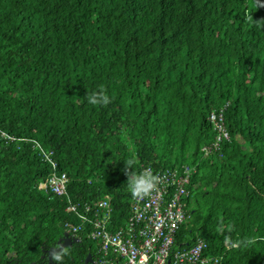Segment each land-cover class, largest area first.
Wrapping results in <instances>:
<instances>
[{"label":"trees","instance_id":"trees-1","mask_svg":"<svg viewBox=\"0 0 264 264\" xmlns=\"http://www.w3.org/2000/svg\"><path fill=\"white\" fill-rule=\"evenodd\" d=\"M100 87L107 107L87 103ZM221 108L230 138L206 154ZM132 158L196 167L178 243L264 264V0H0V264H53L68 198L109 195L123 222ZM53 172L67 195L39 188ZM80 235L67 264L97 257Z\"/></svg>","mask_w":264,"mask_h":264},{"label":"built area","instance_id":"built-area-1","mask_svg":"<svg viewBox=\"0 0 264 264\" xmlns=\"http://www.w3.org/2000/svg\"><path fill=\"white\" fill-rule=\"evenodd\" d=\"M209 118L217 131L216 141L203 149H218L230 134L224 123V110L212 109ZM45 158L55 166L51 153ZM151 169L161 181L160 189L148 197L132 196L123 222L113 221L110 196L96 203H77L68 198L67 209L76 214L79 225L67 224L66 232L81 240L84 233L97 245L95 264H217L220 258L206 254L208 243L198 238L192 244L178 243L179 230L189 217L186 198L195 166ZM144 168V169H145ZM68 176L53 172L39 188L67 195Z\"/></svg>","mask_w":264,"mask_h":264},{"label":"clouds","instance_id":"clouds-1","mask_svg":"<svg viewBox=\"0 0 264 264\" xmlns=\"http://www.w3.org/2000/svg\"><path fill=\"white\" fill-rule=\"evenodd\" d=\"M111 97L106 88L100 87L98 90L87 94V103L93 106L107 107L112 103ZM125 163V175L127 176V186L130 194L135 198H144L160 189V178L151 169L145 168L139 172L135 170V159H128ZM131 170V171H129ZM69 252L67 248L56 245L52 251V260L56 264H67Z\"/></svg>","mask_w":264,"mask_h":264},{"label":"water","instance_id":"water-1","mask_svg":"<svg viewBox=\"0 0 264 264\" xmlns=\"http://www.w3.org/2000/svg\"><path fill=\"white\" fill-rule=\"evenodd\" d=\"M62 239H66V240H62ZM70 240L71 242H67V240ZM74 242H78V238H73L72 236H70L67 232L64 234V237L60 238L58 240V245L61 247H66V246H70L72 245ZM54 248H51L49 250V258H50V262L53 264H56V262L54 260H52V251ZM91 254L89 253L86 257V262H89L91 259Z\"/></svg>","mask_w":264,"mask_h":264},{"label":"flooded vegetation","instance_id":"flooded-vegetation-1","mask_svg":"<svg viewBox=\"0 0 264 264\" xmlns=\"http://www.w3.org/2000/svg\"><path fill=\"white\" fill-rule=\"evenodd\" d=\"M62 240H66V239H62ZM67 242H71V241L68 239ZM56 245H58V241L56 242ZM56 245H53V246L49 247L48 249H44V254L42 255V258H45V256H47L48 263H51L50 258H49V250L51 248H54ZM74 245H76V242H74L72 244V246H70V247H73ZM65 248H68V247L66 246ZM90 254H91V258H90L91 260L89 262H86L85 264H95L97 257L94 253H90Z\"/></svg>","mask_w":264,"mask_h":264}]
</instances>
